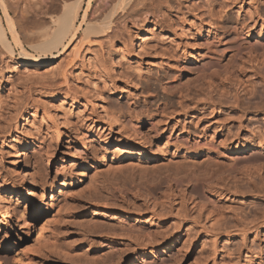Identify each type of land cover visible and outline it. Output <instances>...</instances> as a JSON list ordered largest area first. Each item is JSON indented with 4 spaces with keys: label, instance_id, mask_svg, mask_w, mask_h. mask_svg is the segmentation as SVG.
<instances>
[{
    "label": "rangeland",
    "instance_id": "1",
    "mask_svg": "<svg viewBox=\"0 0 264 264\" xmlns=\"http://www.w3.org/2000/svg\"><path fill=\"white\" fill-rule=\"evenodd\" d=\"M4 1L22 46L0 43V190L25 178L28 195H8L10 230L0 216L3 264H264V171L249 169L264 161V51L247 48L264 0H82L78 38L38 67L21 51L76 0Z\"/></svg>",
    "mask_w": 264,
    "mask_h": 264
},
{
    "label": "bare ground",
    "instance_id": "2",
    "mask_svg": "<svg viewBox=\"0 0 264 264\" xmlns=\"http://www.w3.org/2000/svg\"><path fill=\"white\" fill-rule=\"evenodd\" d=\"M137 1L141 2V0H137ZM0 3H1V7H2V10L0 11V43H1V45H3V47L6 49V51L9 54L12 55L15 52V47H20L21 48L22 40H21V38L19 36V33H18V31H17V29L15 27L14 20H13L12 16L7 11V6H6L5 1L4 0H0ZM81 3H82V0H76V2H74V4H72L70 7L65 8L64 12L60 16H58V17L53 19V23H54L55 27L53 28V31H51L52 34L50 33L51 35H49L47 38H44L43 41L41 40V42H39V44H37L38 46L36 47L37 48L36 53H30L27 50H23V52L21 51V53H20L21 55H19V56H20V61L23 62L24 66H27V67L28 66L38 67L41 64L52 62L53 58H55V57L59 56L61 53H63V51L66 50L69 47V45L74 40H76L78 38L79 29H82L81 27H83L82 25L88 20L89 13H90L89 12L90 11V1H89L88 2V7L85 8L84 13H82L81 19L79 21L80 23L77 24V21L79 20V17H80L79 15H80ZM136 4H138V3H136ZM1 13H3V15H4L5 19H6L5 23H4L3 16L1 15ZM108 23L110 24V22H106V23L100 24V25H98L97 28H96L95 25H90V27L92 29L96 28L95 31L92 30V31H94L96 33L98 31L99 32L100 31H105L106 28L109 26ZM109 27H111V26H109ZM97 29H99V30H97ZM8 34L11 35L12 39H9ZM242 34H243L242 32L239 33V37L246 38V37H243L244 35H242ZM246 36H248V35H246ZM139 41H140V39H139ZM251 43H250V45L247 46V48H249L250 51H253V52H256V53H261V52L264 51V41H260L259 39H257L252 44ZM141 44H143V43H141ZM79 47L80 46L78 44H75V46H74V48H75L74 52H75L76 56H77V54H79L78 53L79 50H80ZM139 47H140V44H139ZM133 128L138 134H140L142 132L140 126H137L136 124H133ZM154 132H155L156 135H159L160 131L157 128H155ZM170 138H171V135L167 136L168 140H170ZM100 140L103 142L104 145H109V143H110V141H107L108 139L100 138ZM175 140H179V137L176 136ZM227 141H228V139H227ZM184 142L186 143L187 146H192V147L193 146H197V145L200 144L199 141L195 140V141L192 142L188 138H184ZM225 143H226V141L224 143H222L221 146L223 145L225 150H230V148H228V146H226ZM122 145H123L124 148H127L130 151H133V149H134L133 145H131V144H126L125 143V144H122ZM123 151H125V149ZM135 152H136V154L139 153V151H135ZM238 157L242 158L243 162H251V161H256L257 162L259 160H262V159H260L261 157H258L256 155L253 156L252 154L248 155V154H244L243 153L241 155H237L235 158H238ZM15 163H16L17 166H20V167L23 166L22 165V158H21V156L19 154H17V156H16ZM253 164H255V165H252L251 167H249V169H250V171L252 173L254 172V173H257L259 175V173L261 171H264V161H263V163H253ZM256 164L258 165V167H256ZM229 169L237 171V170H239V164L237 162H234V164ZM24 173H25V171H24ZM217 173H218V170L217 171H212L211 175L208 177V181H210V182L213 181V179L216 178V174ZM219 173H222V171H219ZM25 175H23V176H25ZM166 176H167V177H165L166 179H169V177H172L170 175L169 176L166 175ZM233 176H234V178L236 177V175H233ZM172 179H174L175 181L178 180L177 177L176 178L173 177ZM23 182H24V185H26L23 189H20V188L16 187L12 183H5L6 185L4 186L5 188L3 187V191L0 190V216L2 217L3 224L4 223L6 224L5 226L7 227L8 230L11 229V227L8 225V223L13 222V216H12V212L13 211H12V207H11L12 200L10 199V197H8V195L9 194H11V195L12 194H17L18 198H22L23 195H28L27 194V190H26V187L28 186V181H27V179L23 178ZM262 187H260V189H257V192L256 191L252 192V194H255L256 196H260V197L263 198L264 197V188H262ZM225 189H227L228 191H232L230 188H225ZM145 191L147 193L151 194V193L154 192V187L147 186L145 188ZM210 191H218V190L217 189H213V186H211ZM241 191H243V190H241ZM251 191L252 190H249V192H248V191L245 190V193L248 192V194H249ZM11 195H9V196H11ZM207 199H209L213 204H216V200H213L209 195L207 196ZM26 208L27 207H25V209ZM261 217L264 220V210L262 211ZM122 220L125 221L126 217H124ZM18 224H21L22 226L25 227V237L29 236L31 231H32V227L30 226L28 220L26 218H24L22 220V222L18 223ZM0 229H1V227H0ZM246 230H248V229H246ZM4 232H5L4 233L5 234L4 237L0 236V264H3V261H4L3 260L4 258L1 255V251L4 250V249L5 250H11L12 249V244H11V240H10L11 236H9V232L8 231H4ZM54 240H56V239H53L54 243L52 242V244L54 246L53 248L55 250L57 249L56 250L57 252L59 251V253H63L64 255L63 254L62 255L65 256V257L66 256L69 257L71 255L73 256L74 252L72 253L70 251H65L62 248V246H59V244L61 245V243L58 244L56 242L57 240L56 241H54ZM116 243H118V242L115 241V240L111 241V244H110L111 245V249H114V250L117 249V247L115 246ZM16 253H17V250H16ZM19 254H16V256H15L16 257L15 258L16 262L19 261V258H20ZM77 255L80 256L79 254H77ZM74 256H76V255H74ZM28 260H30V262L34 261V259L31 258V256L28 258ZM111 260H113L112 257H111ZM31 264H32V262H31ZM33 264H35V263L33 262Z\"/></svg>",
    "mask_w": 264,
    "mask_h": 264
}]
</instances>
